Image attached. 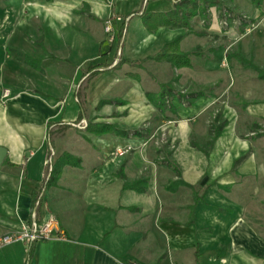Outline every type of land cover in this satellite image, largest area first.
<instances>
[{
    "label": "crops",
    "instance_id": "0c3cea01",
    "mask_svg": "<svg viewBox=\"0 0 264 264\" xmlns=\"http://www.w3.org/2000/svg\"><path fill=\"white\" fill-rule=\"evenodd\" d=\"M117 2L127 10L132 0ZM261 2L249 14L257 16ZM16 8L7 12L0 7V147L7 150L0 165V231L10 232L19 222L29 221L39 197L38 220L50 214L58 225L50 240L0 249V264H264V226L257 228L245 219L238 197L244 189L240 181L260 173L257 152L251 140L237 135L241 119L264 121V100L257 101L258 96L264 99V78L250 69L253 73L223 69V58L208 55L190 58L191 66L181 68L152 58H115L113 64L96 63L98 58L28 62L18 56H38L39 46L50 52L27 36L28 19L19 21ZM150 39L146 33L140 43ZM247 39L246 45L245 39L239 41L240 53L264 74V21ZM31 48L36 51L29 53ZM223 51L214 56L224 57ZM121 60L144 61L139 73L123 71L127 84L123 97L114 100L106 87L97 92L89 88L90 79L99 76L107 85L104 78L120 68L115 65ZM225 60L232 67L236 58ZM142 71L149 73L155 88L142 78ZM83 80L87 88L81 93ZM178 84L186 86L184 92ZM178 93L186 101L167 97ZM148 94H164L165 106L171 107L160 113ZM228 94L240 110L229 106L224 98ZM156 114H165L159 124L169 122L168 164L155 163L149 151H137L119 166L107 160L116 145H138V129ZM213 115L219 122L209 125ZM81 121L82 141L100 148L89 166L76 142L53 161L49 132L73 131L77 127L72 124ZM89 124L127 134H94L87 130ZM64 154L79 163L64 165L49 185L51 171L45 161L50 158L52 170Z\"/></svg>",
    "mask_w": 264,
    "mask_h": 264
},
{
    "label": "rangeland",
    "instance_id": "374dc122",
    "mask_svg": "<svg viewBox=\"0 0 264 264\" xmlns=\"http://www.w3.org/2000/svg\"><path fill=\"white\" fill-rule=\"evenodd\" d=\"M147 1L149 2L147 3ZM260 1L262 2L258 7L257 16L249 14L251 8L257 6L252 0H218V5L212 7H205V4L199 2L200 6L205 8V12L200 14L198 10V15L189 19L188 27L184 29L161 27L162 31L150 33L152 39L145 44L142 41L140 43L142 36L148 33L142 26L141 14L169 12L173 10L175 3L170 0H132L128 9L125 10L122 8L125 5L118 3L117 0H0V7H5L7 12L18 7L16 10L19 12L17 14L19 21L21 19L23 22L24 19H28L29 22L27 36L32 38L34 44L46 45L45 47L50 52L48 54L39 46L36 49L40 51V55L21 54L18 58H98L96 63L111 62L115 58H154L166 44L181 38L179 48L182 53H202L210 58H223L222 62L225 58H236L235 54H241L239 41L245 39L244 44L246 45L247 37L254 27L264 21V0ZM115 7L116 9H114ZM43 23L44 26H42ZM107 26L112 31L107 32ZM43 27L45 28L43 29ZM117 31L120 33V40H123L121 43L120 41L118 43ZM221 48L224 49V57L214 56ZM34 49H29V53L35 52ZM193 57L201 58L197 55L190 56V58ZM244 58L248 57L244 56ZM138 62L139 64L134 67L126 63L119 65L120 68L108 72V76L104 78L108 81L107 85L105 82L101 83L103 77L90 79L89 88L95 89L97 92V89L100 91L106 87L110 97L114 100L123 97L122 92L127 86L123 71L129 69L130 72L139 73V68L144 61ZM113 63L112 61L111 64ZM225 63L226 66H221L223 69L230 71L237 69L243 72L245 70L248 73H253L243 68L236 60L232 67L227 64L226 60ZM148 71L153 72L151 69ZM148 74L141 72L142 78H146L147 84L149 82L153 84V80H148ZM152 84L151 88H155L157 85L156 83H154L155 86ZM86 88V83L83 80L79 91L82 93ZM147 88L149 89V87ZM185 88L184 84L177 86L181 92H184ZM224 98L229 106L240 110L238 101L231 94L225 95ZM260 100H264L262 96H258L257 101ZM102 103L100 100L99 106ZM161 115H154L147 124L138 129L141 136L138 145L129 143L116 145L107 160L116 164L115 166H119L121 160L127 156L137 151L144 153L149 151L154 155L155 163L159 164L165 161L168 164L169 150L172 149V145L167 138L165 128L169 122L163 121L159 124L165 118V114ZM217 119V115L210 116L209 125L219 122ZM210 130L209 138L213 134L211 127ZM80 132L82 130L78 128L69 132L63 129L49 132V139L55 153L53 161L68 145L77 143L76 148L84 156L86 167L89 166L93 159L91 156H95L96 151L100 148L92 146L89 142L84 143ZM237 135L242 139L252 141L260 168V173L255 179L244 178L240 181L244 187L242 192H238V197L241 198L244 205L243 216L255 227H263L264 121L260 118L257 122L241 119L240 125L237 127ZM100 165L104 166V163L101 162ZM250 184L254 188L256 186V189L250 190Z\"/></svg>",
    "mask_w": 264,
    "mask_h": 264
},
{
    "label": "trees",
    "instance_id": "16d2710c",
    "mask_svg": "<svg viewBox=\"0 0 264 264\" xmlns=\"http://www.w3.org/2000/svg\"><path fill=\"white\" fill-rule=\"evenodd\" d=\"M51 1V0H48ZM253 3L256 5L260 4V0H252ZM202 2L205 4V7H212L218 5V0H176L174 4L173 10L169 12H152V13H142L141 14V23L142 26L145 28V30L150 34L152 32L157 31V29L161 27H169V28H186L189 26V19L192 17H195L198 15L197 11L199 10L200 14L205 12V8H203L201 5ZM180 39L168 43L164 46L163 50L156 55L154 58H152L155 61H166L169 62L171 65L181 68V67H190L191 66V60L190 56L197 55V56H203L202 53H195L192 52L190 54L182 53L179 48ZM234 57H236V60L240 63L241 66L244 68L250 69L252 71L258 72L261 76V78H264L263 72H261L257 67L253 66L252 63L244 58L241 54H235ZM26 61L31 62V58H25ZM127 63L130 66H136L139 64L138 61H129V60H121L116 63L115 66L121 65ZM96 68L92 67L91 69ZM151 103L156 107L157 111L160 113H164L166 110L165 106V99L164 94L160 95H154V94H148L147 95ZM173 97L174 99H177L176 102L181 100L183 98L184 101H186V97L178 94H172L168 95L167 97ZM171 106L168 105L167 108H170ZM87 130L94 134H101L106 132H113L118 135H126L127 132L118 130L114 127L103 125V124H89L87 126ZM219 132L214 135L212 140L217 136ZM79 163V160L68 155L64 154L61 157H59L51 170L50 179L48 181L49 185H52L55 183V181L60 176L61 168L64 165L69 166H77ZM175 169V168H174ZM176 174L178 175V170H175ZM179 185L187 186L181 181L176 182ZM132 187V186H130ZM189 188H193L191 186H187ZM196 200V199H195Z\"/></svg>",
    "mask_w": 264,
    "mask_h": 264
},
{
    "label": "built area",
    "instance_id": "2783aa9c",
    "mask_svg": "<svg viewBox=\"0 0 264 264\" xmlns=\"http://www.w3.org/2000/svg\"><path fill=\"white\" fill-rule=\"evenodd\" d=\"M106 31L110 32L112 29L107 26ZM221 66H226L225 60L221 62ZM7 95L8 91L6 90L3 92L2 97L5 98ZM72 126L82 128L85 124L84 121H81L78 124H72ZM45 164L49 167L48 172H50V158L45 161ZM39 201L40 197L37 198L33 204L29 221L19 222L17 228L10 232L3 233L0 231V249L14 243H22L30 247L40 240H50L52 238L51 233L57 228V220L50 214L47 215L45 219L41 221L38 220L37 209L39 207ZM59 238H63V236Z\"/></svg>",
    "mask_w": 264,
    "mask_h": 264
},
{
    "label": "water",
    "instance_id": "95a60500",
    "mask_svg": "<svg viewBox=\"0 0 264 264\" xmlns=\"http://www.w3.org/2000/svg\"><path fill=\"white\" fill-rule=\"evenodd\" d=\"M6 154H7V150L3 147H0V165L2 164Z\"/></svg>",
    "mask_w": 264,
    "mask_h": 264
}]
</instances>
